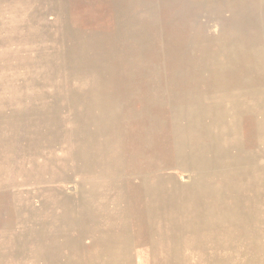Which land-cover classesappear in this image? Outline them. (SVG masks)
<instances>
[{"label":"rangeland","instance_id":"374dc122","mask_svg":"<svg viewBox=\"0 0 264 264\" xmlns=\"http://www.w3.org/2000/svg\"><path fill=\"white\" fill-rule=\"evenodd\" d=\"M0 264H264V0H0Z\"/></svg>","mask_w":264,"mask_h":264}]
</instances>
